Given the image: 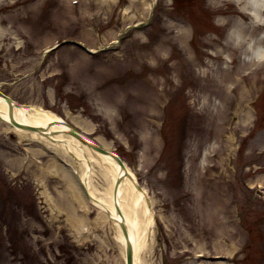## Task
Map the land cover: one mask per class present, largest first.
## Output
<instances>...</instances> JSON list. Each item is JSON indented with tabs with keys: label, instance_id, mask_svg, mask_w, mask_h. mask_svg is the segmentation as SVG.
Returning <instances> with one entry per match:
<instances>
[{
	"label": "rangeland",
	"instance_id": "374dc122",
	"mask_svg": "<svg viewBox=\"0 0 264 264\" xmlns=\"http://www.w3.org/2000/svg\"><path fill=\"white\" fill-rule=\"evenodd\" d=\"M149 12L141 0H0V91L75 118L137 167L158 201V264H264V55L230 45L211 64L220 46L202 42H223L235 3L155 0L105 51L43 52L67 39L97 50ZM232 133L233 148L213 143ZM54 144L0 121V264H125L111 222L65 196L74 161Z\"/></svg>",
	"mask_w": 264,
	"mask_h": 264
},
{
	"label": "water",
	"instance_id": "95a60500",
	"mask_svg": "<svg viewBox=\"0 0 264 264\" xmlns=\"http://www.w3.org/2000/svg\"><path fill=\"white\" fill-rule=\"evenodd\" d=\"M4 93L0 91L2 122L11 119L19 126L17 129L33 130L63 147L78 163L95 193L122 220L126 237L127 226L131 234V244L125 248L128 264L132 260L134 264H158V201L138 184L137 167L96 144L84 124H75V118L45 117Z\"/></svg>",
	"mask_w": 264,
	"mask_h": 264
},
{
	"label": "bare ground",
	"instance_id": "6f19581e",
	"mask_svg": "<svg viewBox=\"0 0 264 264\" xmlns=\"http://www.w3.org/2000/svg\"><path fill=\"white\" fill-rule=\"evenodd\" d=\"M104 2H116L117 0H101ZM142 1V7L147 9V10H151L153 5H154V0H141ZM233 3H235L240 12H243L240 14L239 18H236L234 20V25L235 27H233L232 29L229 30L228 32V36L223 40V42H221L219 39L215 40L210 37L207 40L202 41L203 45L205 46H210L212 43L213 44H217L216 47L219 45L220 48H215L214 50H212L210 53V55H208L210 57L209 62L211 59H215L218 58L221 53L227 49H230V45H234L236 47L241 48V52L242 53H249L251 50L254 51L258 50L260 51L259 54L260 55H264V45H259L260 43L264 42V33L260 34V35H256V29H258L261 26H264V0H231ZM128 10V8H125V12ZM143 13V12H141ZM139 15H143V14H139ZM134 18L131 17L130 19ZM246 18H249V20H251L250 22L245 21ZM218 20L220 21V24H226V22H228L230 19L221 16V18H218ZM182 30H185V28H181ZM233 33H237V35H234ZM234 35V36H233ZM256 44L258 45V47L256 46ZM251 49V50H250ZM252 54V52H251ZM197 62H200L201 59L196 58ZM213 66V65H212ZM216 70V69H215ZM204 74L207 72L206 70L202 71ZM210 72H212V70H210ZM212 75L214 76L215 74L212 73ZM208 76V75H206ZM210 76V75H209ZM205 85L208 87L209 85L207 83H205ZM164 90H165V94H166V89H163V93L164 94ZM187 98V97H186ZM185 98V99H186ZM19 105L28 108L36 113H39L45 117H57V118H62L59 114H57L56 112L46 109L42 106H37V105H33V104H20ZM205 105H207L206 108V112L207 115L209 116L210 111H211V107L212 109L216 107V104L214 102L210 103L209 101H205L204 102ZM211 114H213V110L211 112ZM248 116V115H247ZM7 125H11L10 122H4ZM217 124H219V129L220 131L223 133L224 131H227L229 128H227L225 126V119L223 117H221L219 119V122H216ZM214 126V123L212 124ZM11 128L17 132H19L20 134H27L30 135L31 137L38 139L39 141H41L43 146H46L47 143H55L54 141L40 135L37 134L33 131H27V130H21V129H17V126L12 125ZM215 128V126H214ZM231 131H233V128H230ZM234 133H232L231 135L226 137V140L222 139V136H219L218 138H216L213 143L222 145V142H228L229 145L233 148L234 147ZM218 135V134H216ZM223 135V134H220ZM54 145H57L59 147H61L60 145H58L57 143H55ZM104 148L109 149L108 146L106 144L102 145ZM62 152L65 153L68 157H70L72 159V162L74 161V164L71 165L70 172H67L64 170V178L66 179V188L64 190L65 196L68 195L70 201H71V205L73 206V208L75 207L73 204L76 205L74 199H77L78 201H83L85 202V204H90L93 207H96L98 210V214L103 217L108 219L111 222V225L114 226L115 228V234H116V238L118 239V241L120 242V244L123 246V256H124V263L128 264V260H127V254H126V244L130 243L131 244V234L126 226L127 229V237L125 236L122 226L120 224V221H122L111 209L110 207L95 193L93 187L91 186L88 178L86 177V175L84 174V172L82 171V169L80 168V166L78 165V163L70 156V154L63 148L61 147ZM110 150V149H109ZM210 152V151H209ZM117 155V154H115ZM52 168H55L51 165ZM65 182V181H64ZM138 184H140L138 182ZM145 188V187H144ZM146 189V188H145ZM87 194L89 197H87ZM69 201V202H70ZM73 203V204H72ZM83 213H79L78 214V220H80L82 218ZM74 219V218H73ZM124 223V222H122ZM124 225H126L124 223ZM133 260H132V263ZM222 264H227L225 262H223Z\"/></svg>",
	"mask_w": 264,
	"mask_h": 264
}]
</instances>
